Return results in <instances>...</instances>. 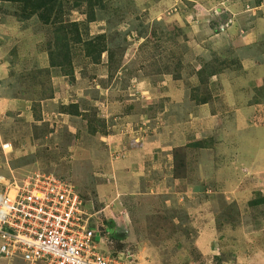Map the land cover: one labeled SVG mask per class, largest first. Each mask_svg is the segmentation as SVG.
<instances>
[{
	"label": "rangeland",
	"instance_id": "1",
	"mask_svg": "<svg viewBox=\"0 0 264 264\" xmlns=\"http://www.w3.org/2000/svg\"><path fill=\"white\" fill-rule=\"evenodd\" d=\"M60 1L46 24L0 1V192L64 181L123 264H264V0ZM134 149L127 191L160 183L153 204L119 193Z\"/></svg>",
	"mask_w": 264,
	"mask_h": 264
},
{
	"label": "built area",
	"instance_id": "2",
	"mask_svg": "<svg viewBox=\"0 0 264 264\" xmlns=\"http://www.w3.org/2000/svg\"><path fill=\"white\" fill-rule=\"evenodd\" d=\"M103 231L72 186L33 175L0 199V256L23 264H123L101 250Z\"/></svg>",
	"mask_w": 264,
	"mask_h": 264
},
{
	"label": "trees",
	"instance_id": "3",
	"mask_svg": "<svg viewBox=\"0 0 264 264\" xmlns=\"http://www.w3.org/2000/svg\"><path fill=\"white\" fill-rule=\"evenodd\" d=\"M0 1L20 5L21 6V12H20L21 20L28 21L31 18L36 17L38 21L41 22L42 24H46L49 21L51 16L56 15V12L58 10H60V13L56 15V18H59V19L62 18L66 12L65 10L67 6L66 2H62L60 0H0ZM75 7H77V5H75ZM65 24L67 25H61V26L59 25V27L57 28V31L59 33H63L65 32L66 29H72L74 32L72 34L77 35L76 37H74V39L72 38L73 42H76V43L80 42V37L77 32V23H65ZM64 40L66 44L65 46L68 47L69 40L67 39V37H65ZM84 44H85L84 47H85L86 56L89 54L91 56L96 53L94 57L96 58L94 60V63H97L101 53L106 51L105 46H100V43L99 42L96 43L95 41H93V39L85 41ZM201 104H205V102H202ZM73 114L78 115L77 112ZM197 146L198 148H201L199 145ZM175 159H177L176 155L172 157L173 163ZM233 183H234L233 180L230 181V184H233ZM262 194H263L262 191L259 189L253 190L252 191L253 199H250L249 206H252V207L259 206L262 201L261 198L264 196ZM263 200H264V197H263Z\"/></svg>",
	"mask_w": 264,
	"mask_h": 264
},
{
	"label": "crops",
	"instance_id": "4",
	"mask_svg": "<svg viewBox=\"0 0 264 264\" xmlns=\"http://www.w3.org/2000/svg\"><path fill=\"white\" fill-rule=\"evenodd\" d=\"M157 146H158V148H161L162 150H166V151L167 150H171L169 145H168V147H166V149H164L163 146H161V142H160L159 138L148 141L147 145H146V148L152 149V148H156ZM138 151L139 150H136V149L132 150L131 155L127 156V158H126L128 160L121 161V163H119V161H116L119 158L113 159V160H115V162H113V164L115 163L113 165V170L115 172L116 177L114 175L113 176L116 178V181L118 182V186L120 188V192L119 193H121L123 191V194L125 196H127L125 198H127L129 200H132L134 198L135 194H137V196H139L138 200H140L139 198H141V199H143L145 201V204H148V203L149 204H153V203H155L154 202L155 199H151V198H153L154 195L150 196V193L154 192V188L156 186H160V183L157 184V182H156L155 184L149 186L147 189L145 187V192H143V190H144L143 187H140V189H137L136 185H133V189L136 190L135 191L136 193L133 192L131 194V192L127 191V190H130V188H131L129 179L131 178L130 176H131L132 173L130 175H128L127 173H124L123 170H125L126 168H131L132 165H134L135 168L137 169V171L140 172V170H139L140 164L143 163V158H145V157H141V161L140 162H135V163L131 164V157L135 159V156L138 155ZM145 152L147 153V152H150V151H145ZM145 156H149V155L146 154ZM110 157L112 158V156H110ZM168 158H169V156H168ZM145 159H148V158H145ZM158 160H159V158H156V161H158ZM158 162H160V160ZM125 166H128V167H125ZM133 181H134V184H135L136 179H133ZM170 183L172 184V187L174 189H176L177 191H180L183 194L182 188L177 185L175 180L170 179ZM149 199H151V200H149ZM110 214H111V211H110ZM123 217L124 216H120V220H119V218L116 217V221H123Z\"/></svg>",
	"mask_w": 264,
	"mask_h": 264
},
{
	"label": "clouds",
	"instance_id": "5",
	"mask_svg": "<svg viewBox=\"0 0 264 264\" xmlns=\"http://www.w3.org/2000/svg\"><path fill=\"white\" fill-rule=\"evenodd\" d=\"M21 183V182H20ZM5 188H7V187H5ZM5 188L0 192V199H1V195H2V193L4 192V190H5ZM84 204L86 205V207H91V205H87V203H85L84 202ZM94 222H95V216H94ZM100 229L101 228H103V227H99ZM102 231H103V229H102ZM103 234H104V231H103ZM103 236V238H104V235H102ZM100 248H101V250H103L102 249V245L100 246ZM0 259H2V260H5V259H3L1 256H0ZM7 260V259H6ZM8 261H10V260H8ZM23 264V263H22Z\"/></svg>",
	"mask_w": 264,
	"mask_h": 264
}]
</instances>
